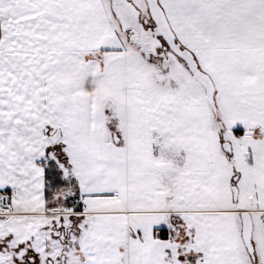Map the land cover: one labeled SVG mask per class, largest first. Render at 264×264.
<instances>
[{
    "label": "snow or ice",
    "instance_id": "6c2138e0",
    "mask_svg": "<svg viewBox=\"0 0 264 264\" xmlns=\"http://www.w3.org/2000/svg\"><path fill=\"white\" fill-rule=\"evenodd\" d=\"M0 264H264V0H0Z\"/></svg>",
    "mask_w": 264,
    "mask_h": 264
}]
</instances>
